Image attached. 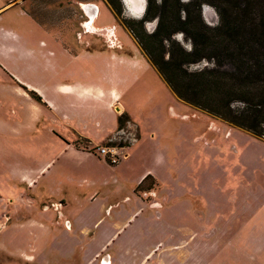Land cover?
Here are the masks:
<instances>
[{
  "label": "rangeland",
  "instance_id": "rangeland-1",
  "mask_svg": "<svg viewBox=\"0 0 264 264\" xmlns=\"http://www.w3.org/2000/svg\"><path fill=\"white\" fill-rule=\"evenodd\" d=\"M120 1L118 15L105 0H26V8L47 26L57 23L56 28L74 36L80 27L85 30L90 20L82 4L95 5L99 13L96 22L90 26L101 27L107 32L114 27L111 37L119 42V47H111L108 39L95 34L96 39L90 34L92 46L98 43V48L126 47L135 51L125 21L143 18L147 0H143V6L138 9L131 0ZM180 2L183 4L181 18L188 17L192 28L183 32L179 30L182 26L175 24V32L169 40L163 41V51L152 49L156 59L161 54L163 61L174 60L180 64L179 69L170 70L174 74L172 80L183 96L194 103L180 100L186 106L184 114L188 115L183 117V122H178L182 129V161L171 166L169 173L174 175H168L161 184V190L168 198L182 194L188 199L164 214L167 217L178 209L205 207L211 213L209 216L217 215L220 220L215 223L206 218L199 220L198 226L184 227V242L177 251L157 244L146 246L143 251H131L134 255L131 264H256L254 260L240 257L264 249V244L257 243L264 239V212L256 197L260 187H256L255 182L245 186L241 178L252 181L258 169L264 170V123L261 124V137L243 129L247 126L258 128L256 125L264 118V0ZM230 13L237 16L242 26L252 29L257 41L253 53L245 47L242 36L234 35L228 29ZM55 15H61L65 20H54ZM159 22L158 18L147 21L145 32L154 33ZM165 31L161 37H165ZM181 50L192 55H182ZM33 98L42 103L37 95L33 94ZM47 110L43 103L41 120L49 117ZM107 122L106 113L105 124ZM126 128L123 135L116 133L113 142L102 146H123L124 157L132 140L138 139L133 123L127 124ZM32 133L38 141L20 148L22 154L28 153L22 158L21 167H33L50 176L43 177L38 188L36 185L30 188L29 197L34 201L28 214L32 221L24 228L0 229V264H53L55 261L78 264L83 257L71 236L82 235L84 230H94L100 240L110 236V231L116 229L111 230L110 215L104 208L130 194L133 180L145 169H154L157 165L150 157L134 150L127 152L128 160L115 171L94 153V149H90L93 153L88 155L57 143V138L62 141L64 138L51 124L41 121ZM77 146L88 148L80 141ZM4 168L5 165L0 164V170ZM146 194L138 193L152 207L159 208L155 195ZM48 206L50 209H46ZM121 212L113 210L112 214L125 217ZM183 217L179 220H189L184 214ZM241 224L246 227L244 244L238 241ZM230 236L237 240L225 243ZM163 253L168 257L156 258ZM104 261L101 258L94 264H106ZM107 262L111 264L109 259Z\"/></svg>",
  "mask_w": 264,
  "mask_h": 264
},
{
  "label": "crops",
  "instance_id": "crops-1",
  "mask_svg": "<svg viewBox=\"0 0 264 264\" xmlns=\"http://www.w3.org/2000/svg\"><path fill=\"white\" fill-rule=\"evenodd\" d=\"M60 16L55 15L53 19L65 20ZM97 17L95 21L91 19L93 24ZM56 24L47 26L41 22L27 10L26 0H0V164L5 165L0 170V229L24 228L32 221L28 214L34 201L29 197L30 188L35 185L38 188L42 178L50 176L33 167H21L22 158L28 153L22 154L20 148L34 145L33 141L37 143L32 132L38 129L41 121L61 133L64 140L57 138V143L68 150L91 155L90 149L110 142L118 132V116L127 113L137 128L138 139L126 149L122 161L111 169L118 170L128 160L127 152L134 150L150 157L157 166L145 169L133 180L130 194L104 208L110 215L111 230L116 229L110 231V236L100 240L94 230L71 236L83 257L78 264H94L101 258L106 264L108 259L111 264H116L114 261L131 264L134 258L131 251H143L146 246L156 244L179 250L184 242V227L198 226L199 220L206 218L215 223L220 220L217 215L209 216L211 213L205 207L178 209L181 212L175 211L167 217L164 214L188 199L182 194L168 198L161 190L163 180L174 175L169 173L171 166L182 161V129L178 122L188 116L184 114L186 106L153 69L131 34L135 51L126 47L105 49L98 48V43L92 46L93 38L88 35L96 39L98 36L89 32L87 23L84 25L88 32L80 27L74 36L56 28ZM33 94L42 103L36 101ZM43 103L48 109L46 120H41L40 115ZM78 141L88 148L78 147ZM254 176L252 181L241 180L245 186L255 182L256 187H260L256 197L263 213L264 170L258 169ZM147 177L153 179L154 187L150 191H138ZM139 192L155 195L160 207H152L150 202L139 197ZM46 209H50L49 206ZM113 210L122 211L125 217L115 216ZM182 212L188 216V221L179 220ZM106 215L100 217L98 223ZM244 226L239 227L238 241L242 244L246 243ZM234 240L237 239L230 236L225 243L231 244ZM257 243L264 244V239ZM164 254L156 258L162 259ZM250 255H241L240 259L249 258L256 264H264V249Z\"/></svg>",
  "mask_w": 264,
  "mask_h": 264
},
{
  "label": "trees",
  "instance_id": "trees-1",
  "mask_svg": "<svg viewBox=\"0 0 264 264\" xmlns=\"http://www.w3.org/2000/svg\"><path fill=\"white\" fill-rule=\"evenodd\" d=\"M105 1L107 2L114 14L118 15L120 13V0ZM182 7L183 4L180 2V0H161V2H157V0H147L146 10L143 18H141L140 20L125 21V27L130 32L131 36L134 38L135 42L140 47L145 57L152 65L153 69L165 82L168 88L173 92L176 98L186 103L194 104L190 99H187L183 96L182 91H180V89L176 87L172 80L174 74L172 72L170 73V70L179 69L180 64L174 60L163 61V57L161 54L159 55V59H156L152 53L153 48L158 49L160 52L163 51V41L169 40L170 35L175 32V29L173 27L175 24H179L180 26H182L179 30H182L183 32H186V30L188 31L189 28H192V26L189 25L190 22L188 21V17L185 19L181 18ZM154 18H158L160 22L158 24L157 30L152 34H148L144 30V25L147 21ZM229 21L230 23L228 29L234 35L239 34L243 37L244 45L249 50V52L253 53L254 51H256L257 41L254 38L252 29L250 27L245 28V26H242L241 22L238 21L237 16L233 13H230ZM164 31L165 37H161L162 32ZM231 36L233 37V35ZM181 53L185 56L192 55V53H185V51L183 50H181ZM182 71L184 72V70ZM128 123H131V119L127 113L119 115L117 118V131L125 129ZM263 123L264 118L262 119L260 125H256L258 126V128L254 126H247L243 129H245L254 136L261 137L263 135V129L261 128V124ZM153 187V179L147 177L137 188V190L150 191Z\"/></svg>",
  "mask_w": 264,
  "mask_h": 264
},
{
  "label": "built area",
  "instance_id": "built-area-1",
  "mask_svg": "<svg viewBox=\"0 0 264 264\" xmlns=\"http://www.w3.org/2000/svg\"><path fill=\"white\" fill-rule=\"evenodd\" d=\"M97 9V8H96ZM102 30V29H100ZM84 31H87V28H85ZM114 31V27L111 28V30L109 31V33H113ZM103 32V30H102ZM108 44L111 47H119V42L114 38V37H110L108 39ZM129 124V123H128ZM127 128L122 129L120 131L117 132V134H124ZM130 135V134H129ZM136 141V139H133L131 143H134ZM110 142H113V140L111 139ZM116 146V145H110V146H100L94 149V153H96L99 157H102L108 164L114 166L120 163L121 158H123L122 156V150L125 148L123 146Z\"/></svg>",
  "mask_w": 264,
  "mask_h": 264
},
{
  "label": "bare ground",
  "instance_id": "bare-ground-1",
  "mask_svg": "<svg viewBox=\"0 0 264 264\" xmlns=\"http://www.w3.org/2000/svg\"><path fill=\"white\" fill-rule=\"evenodd\" d=\"M132 1V5L135 8H141L143 6V0H131ZM83 10L87 11L88 17H89V23L87 25V28L89 29V32L94 33L96 35L101 36L102 38H106L109 39L111 37V34L107 31H103L100 29H93L90 25H91V19H93V21L96 19L97 17V9L95 6L93 5H83ZM111 30V28L109 29V31Z\"/></svg>",
  "mask_w": 264,
  "mask_h": 264
}]
</instances>
